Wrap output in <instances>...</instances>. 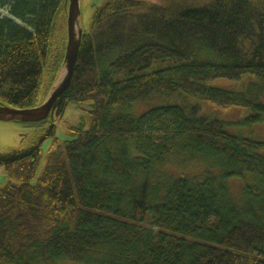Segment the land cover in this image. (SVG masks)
Masks as SVG:
<instances>
[{
    "label": "trees",
    "instance_id": "trees-1",
    "mask_svg": "<svg viewBox=\"0 0 264 264\" xmlns=\"http://www.w3.org/2000/svg\"><path fill=\"white\" fill-rule=\"evenodd\" d=\"M65 1L0 0L11 17L0 18V103L37 105ZM63 58L62 47L49 88ZM154 93L244 107L242 123L264 122V0L96 8L68 89L46 120L24 123L40 136L0 153V264H264V142L228 134L197 105L123 112ZM85 101L89 126L68 125L59 141L55 118ZM234 177L244 182L236 198Z\"/></svg>",
    "mask_w": 264,
    "mask_h": 264
},
{
    "label": "rangeland",
    "instance_id": "rangeland-1",
    "mask_svg": "<svg viewBox=\"0 0 264 264\" xmlns=\"http://www.w3.org/2000/svg\"><path fill=\"white\" fill-rule=\"evenodd\" d=\"M163 1V0H156ZM105 4V0H80L79 8V24L80 27L87 31L92 22V16L96 8H101ZM65 10L59 14L56 20L54 35L51 42V50L49 53V65L44 70L39 89L37 91L36 104H41L48 95L50 82L53 75L54 64L56 58L60 54L62 47L65 51L64 35L66 34V3ZM11 18L5 8L0 7V18ZM18 23L19 21L16 20ZM66 44V42H65ZM64 69V65L59 69V73ZM210 85L221 89L232 90L236 88L237 83L229 80H216ZM180 105L189 107L192 105L199 106L201 115L221 117L228 124L225 131L232 135L249 139L254 142H264V122L259 124L242 123L241 120L246 118L248 110L244 107L228 106L226 108H217L202 99H197L181 93L160 94L154 93L147 99L136 100L131 103L130 107L123 110L132 115H140L147 112L151 108L161 105ZM91 102L69 103L63 113L55 118V134L59 141L70 139L67 135L66 128L68 125L83 124L87 128L89 126L91 110ZM114 114H118L119 110H115ZM41 129L37 126H28L17 121H1L0 120V153H4L13 149L26 148L40 136ZM51 144V138L45 139L42 143V156L37 169V175L42 171L45 165L46 152ZM194 166V165H193ZM200 167L194 166L188 168L187 172H197ZM7 181V176L3 166H0V185ZM243 180L240 178H232L229 181V188L234 197L240 196V189L243 186ZM64 264H77L67 262Z\"/></svg>",
    "mask_w": 264,
    "mask_h": 264
},
{
    "label": "water",
    "instance_id": "water-1",
    "mask_svg": "<svg viewBox=\"0 0 264 264\" xmlns=\"http://www.w3.org/2000/svg\"><path fill=\"white\" fill-rule=\"evenodd\" d=\"M80 0H66V44L63 58L64 72H58L56 80L44 101L36 106L17 108L0 103V120L35 123L46 120L59 98L68 89L80 47L82 28L79 24ZM62 65V66H63Z\"/></svg>",
    "mask_w": 264,
    "mask_h": 264
},
{
    "label": "bare ground",
    "instance_id": "bare-ground-1",
    "mask_svg": "<svg viewBox=\"0 0 264 264\" xmlns=\"http://www.w3.org/2000/svg\"><path fill=\"white\" fill-rule=\"evenodd\" d=\"M64 72V69H62V71L60 72V74H62Z\"/></svg>",
    "mask_w": 264,
    "mask_h": 264
}]
</instances>
